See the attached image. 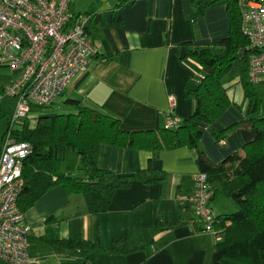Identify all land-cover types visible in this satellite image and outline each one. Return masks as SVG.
<instances>
[{"label": "crops", "instance_id": "0c3cea01", "mask_svg": "<svg viewBox=\"0 0 264 264\" xmlns=\"http://www.w3.org/2000/svg\"><path fill=\"white\" fill-rule=\"evenodd\" d=\"M68 12L87 15L86 34L96 53L48 111H31L29 127L40 116L72 113L77 106L108 114L129 132L163 127L168 114L186 120L194 108L186 89L195 86L197 74L184 56L190 48L212 47L230 30L224 0H71ZM20 71L0 63V90ZM222 86L232 105L202 128L198 141L212 164L242 153L254 139V130L241 125L215 142L213 130L242 121L247 105L238 75L224 76ZM255 87L264 100L258 91L264 78ZM72 151L62 152L59 170L83 177L79 154ZM196 159L197 150L187 145L157 152L100 145L99 168L115 174L161 172L163 178L150 183L135 179L117 188L98 215L88 210L81 194L68 193L61 185L49 188L24 210L30 254L37 264H212L214 245L222 236L203 230L186 199L199 170ZM221 196L227 197L210 201L214 215L235 212L237 205ZM79 241L89 246L74 245ZM218 264L247 263L223 258Z\"/></svg>", "mask_w": 264, "mask_h": 264}, {"label": "trees", "instance_id": "16d2710c", "mask_svg": "<svg viewBox=\"0 0 264 264\" xmlns=\"http://www.w3.org/2000/svg\"><path fill=\"white\" fill-rule=\"evenodd\" d=\"M224 1L228 4L230 18L228 35L212 47L190 48L184 56L196 67L195 86L186 89L187 95L194 100V108L191 116L179 121L175 127L129 132L120 126L118 119L77 106L72 113L40 116L33 127H29L28 118H25L21 128L12 130L13 138L27 141L32 147L31 153L23 160L25 184L18 199L22 211L49 188L61 185L68 193L81 194L88 210L98 215L107 209L117 188L135 179L150 183L163 178L161 172L148 175L149 172L142 170L133 174H115L99 168L97 156L102 144L156 152L187 145L197 150L198 168L206 173L213 188L211 200L222 194L237 205L235 212L216 216L213 227L216 235L222 238L214 245L212 264H218L223 258L264 264V100L259 98L255 84L248 79V40L240 30L236 0ZM202 9L203 5L198 2V13ZM233 75L240 77L247 100L244 119L231 127L213 130V136L218 143L231 128L245 125L254 130V139L243 146L242 153L236 152L218 164H212L199 149L198 141L202 128L212 124L232 105L222 86V78ZM44 108L34 106L32 110L42 111ZM8 129L9 119L0 135V149ZM66 149L79 154L80 167L85 172L83 177L59 170V154ZM226 221L228 225H225ZM71 243L65 242L73 245ZM74 245L89 246L80 241Z\"/></svg>", "mask_w": 264, "mask_h": 264}, {"label": "built area", "instance_id": "2783aa9c", "mask_svg": "<svg viewBox=\"0 0 264 264\" xmlns=\"http://www.w3.org/2000/svg\"><path fill=\"white\" fill-rule=\"evenodd\" d=\"M71 0H0V63L20 69L4 88L14 99L9 129L0 149V264H37L28 247L29 226L18 199L25 180L23 160L31 144L16 140L32 107H47L60 97L76 72L83 70L96 48L87 38L86 14L71 15ZM240 30L247 38V75L256 84L264 78V0H236ZM173 106V101H171ZM179 120L168 114L165 127ZM187 202L204 231L215 233L216 216L210 205L213 188L205 172L193 174Z\"/></svg>", "mask_w": 264, "mask_h": 264}, {"label": "rangeland", "instance_id": "374dc122", "mask_svg": "<svg viewBox=\"0 0 264 264\" xmlns=\"http://www.w3.org/2000/svg\"><path fill=\"white\" fill-rule=\"evenodd\" d=\"M258 91L262 96H264V88L261 87L258 89ZM59 98H61V96L58 97V99ZM13 105H14V99L13 98H11L5 94L0 95V135L5 131V128L7 126V120L9 118V110L13 107ZM51 106L52 105H50L49 107H45L43 110L48 111L49 108H51ZM72 152H74L72 154H75V156H78L77 155L78 153L76 151H72ZM62 157H63V153H60L59 158L61 159ZM68 162L72 163V160H68ZM219 198H222L221 200H223V202L229 201V202H233L234 204H236L232 199H227V197L221 196Z\"/></svg>", "mask_w": 264, "mask_h": 264}, {"label": "water", "instance_id": "95a60500", "mask_svg": "<svg viewBox=\"0 0 264 264\" xmlns=\"http://www.w3.org/2000/svg\"><path fill=\"white\" fill-rule=\"evenodd\" d=\"M243 51V50H242Z\"/></svg>", "mask_w": 264, "mask_h": 264}]
</instances>
